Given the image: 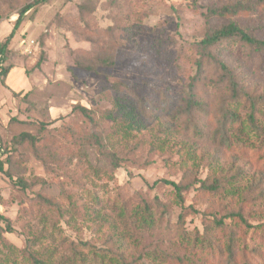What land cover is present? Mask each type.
Here are the masks:
<instances>
[{
	"label": "rangeland",
	"instance_id": "374dc122",
	"mask_svg": "<svg viewBox=\"0 0 264 264\" xmlns=\"http://www.w3.org/2000/svg\"><path fill=\"white\" fill-rule=\"evenodd\" d=\"M32 1L0 0V41L10 32L19 9ZM225 1L49 0L35 12L26 13L9 44L4 63L9 72L0 80V149L6 150L0 158L10 153V164L4 169L11 176L0 172V214L10 219L12 227L8 232L0 223L5 241L24 255L28 239L39 234L47 238L50 247L61 241L98 245L93 228L82 221L94 196L98 201L92 202L93 209L103 205L110 210L159 199L168 205L162 220L166 229L173 228L182 214L187 230L202 231V213L211 201L219 207L210 211L216 209L219 217L226 212L219 205L221 201L200 195L198 184L183 193L181 207L175 202L173 188L159 181L186 180L180 165L187 151L184 142L194 139L181 128L170 136L160 130L171 122L168 116L180 104L196 71L199 54L194 43L228 20L205 16L207 8ZM235 19L250 33L264 36V3ZM212 52L228 63L240 85L249 90L264 89V53L253 52L237 39L214 45ZM77 61L90 65L91 70L79 68ZM204 68L209 80L220 75L205 61ZM207 90L203 86L202 92ZM116 96L120 101H124L123 96L133 98L134 103L141 101L147 114L137 112L135 120L140 124L125 137L118 134L119 138L114 137L116 124L101 115L112 109ZM212 99L216 106L217 97ZM76 104L91 110V122L71 112ZM20 133L30 134L34 144L27 141L15 146L14 139ZM100 134L108 136L119 157L120 166L112 178L107 173L110 162L94 140ZM157 144L164 147L159 149ZM255 144L264 147V141ZM254 150L222 155L225 165L238 158L234 169L240 166L246 184L260 172L264 174V150L262 159ZM216 152L214 146L197 147L196 154L204 157L199 162L198 178L205 177L206 161ZM18 178L30 187L15 184ZM155 181L159 182L153 186ZM41 197L50 204H60L67 213L60 217L49 210L43 213L46 206ZM257 207L252 204L243 212L251 224L264 223V209L257 214ZM44 215H48L46 220ZM263 232H248V248L262 243ZM58 248L70 253L61 243ZM223 261L213 259L209 264ZM252 263L264 264V251Z\"/></svg>",
	"mask_w": 264,
	"mask_h": 264
},
{
	"label": "trees",
	"instance_id": "16d2710c",
	"mask_svg": "<svg viewBox=\"0 0 264 264\" xmlns=\"http://www.w3.org/2000/svg\"><path fill=\"white\" fill-rule=\"evenodd\" d=\"M48 2L49 0H33L17 12L10 32L0 41L1 81L9 72V66L4 63L8 58L9 44L17 28L29 10L35 12L38 5ZM262 3L264 0H226L221 5L207 8L205 16L228 20L218 27L209 29L202 39L194 43L199 54L195 61L196 71L187 83V90L180 104L168 116L172 123H167L164 129L160 130L170 136L181 128L187 136L196 141V144L193 141L184 142L187 151L185 157L181 158L180 165L184 169L183 175L186 180L159 181L173 188L175 202L181 207L183 193L189 191L193 184H198L197 191L200 195L224 202V205L219 203L226 210L222 216L217 215L216 209L214 213L210 211L218 205L211 201L202 213L204 216L202 231L187 230L182 214L178 215L173 228L166 229L162 220L168 205L159 199L140 201L131 206L122 204L110 210L103 205L93 209L92 202L98 201L94 196L93 201L85 207L82 221L86 226L93 228L98 245L88 241L78 243L61 241L55 247H50L46 245L47 238L39 234L28 239V246L25 249L27 253L24 255L18 248L5 241L0 233V264H92V262L144 264L146 261L155 264H209L213 259H223L224 264H253L255 257L260 259L264 251V223L251 224L243 212L252 204L258 205L255 213L263 212L264 174L260 172L246 184V181H243L245 173L240 171V166L234 169V161L238 158L233 157L234 161L225 165L222 155L227 152L232 156L244 152V149L255 148L258 157L263 158L264 147L259 148L260 145L255 143L257 140L264 141V89L249 90L240 85L233 74V69L228 63L217 58L212 48L224 40L237 39L240 44L251 47L253 52L264 53V36L250 33L235 19V16L242 12H253L255 7ZM204 61L219 72L216 80L208 79ZM77 66L86 71L91 70L90 65L82 64L80 61H77ZM203 86L208 89L206 92H202ZM212 96L217 97L214 99L217 102L216 106L211 104ZM135 97L139 99L137 95ZM132 99L123 96L124 101H120L116 96L112 109L101 112L103 117L116 124L114 129L116 138H119L118 134L125 137L131 128L140 124L135 120L137 112L147 116L143 103L141 101L134 103ZM71 112H78L87 121H92L91 110L85 106L76 104ZM94 140L100 152L110 162V172L106 170L105 172L112 178L114 170L120 166L116 149L106 135H95ZM27 141L31 144L35 142L30 134L20 133L14 139V145ZM200 144L214 146L217 150L206 161V175L202 179L197 176L199 162L204 158L203 155L196 154ZM185 145L182 143L184 149ZM163 147L164 145L159 149ZM1 153L5 155L6 150L0 149ZM8 155L0 158V172L11 177L7 169H4L6 164L7 168L10 164ZM159 181H155L153 186ZM14 183L23 189L30 187V184L19 178ZM41 200L46 206L43 213L53 211L58 217L67 213L60 204L54 202L50 204V200L44 197H41ZM208 209L209 212L206 211ZM69 214L72 215L70 212ZM207 215H211V218ZM47 216L43 220H46ZM226 219L231 222L230 225H227ZM1 222L5 225V231H12L10 219L0 214ZM250 230L253 233L255 230L263 232L260 233L263 240L262 243L248 248L246 236ZM60 243L70 253L58 248ZM36 245L38 247H35Z\"/></svg>",
	"mask_w": 264,
	"mask_h": 264
}]
</instances>
